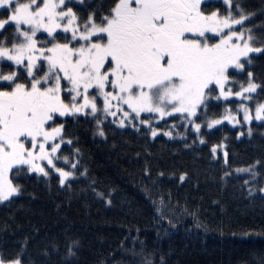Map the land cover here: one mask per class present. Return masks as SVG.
<instances>
[{
	"label": "snow or ice",
	"instance_id": "snow-or-ice-1",
	"mask_svg": "<svg viewBox=\"0 0 264 264\" xmlns=\"http://www.w3.org/2000/svg\"><path fill=\"white\" fill-rule=\"evenodd\" d=\"M241 3L223 0L222 14L209 0H0V206L34 198L29 181L57 192H90L112 205L114 190H97L94 179L74 191L88 169L69 124L88 125L101 143L134 130L146 139H179L185 149L205 145L202 129L225 122L237 138L252 137L254 121L264 127V75L255 77L251 70L252 54L264 55V22L246 26L254 14H246ZM224 147L212 143L209 153L216 159L221 150L227 165ZM234 171L250 173L255 181L264 176V159ZM143 173L153 185L164 176H153L147 160ZM230 174L224 168L220 180ZM143 191L155 206L156 222L166 220L174 229L179 218L174 222L165 213H174L171 192L153 199L149 187ZM257 191L264 199V185L247 187L249 196ZM181 213L208 230L195 210L181 206ZM69 231L63 230L62 250L59 238L38 250L44 257L39 264H86L78 256L80 239ZM28 240L15 256H0V264H36L24 258ZM139 243L132 255L140 256V264H154L144 253L145 242ZM159 264H169L164 254Z\"/></svg>",
	"mask_w": 264,
	"mask_h": 264
},
{
	"label": "trees",
	"instance_id": "trees-1",
	"mask_svg": "<svg viewBox=\"0 0 264 264\" xmlns=\"http://www.w3.org/2000/svg\"><path fill=\"white\" fill-rule=\"evenodd\" d=\"M209 6L220 11L227 7ZM241 7L246 14H254L246 26L264 22V0H242ZM260 30L254 29L257 33ZM252 56L254 76L264 75V55ZM222 108L223 105L219 110ZM252 126V137L239 138L227 122L212 130L202 129L207 131V143L185 149L179 139H146L134 130L116 132L107 143H101L92 136L88 125L69 124V133H75L80 140L83 163L88 169V177L81 178L79 185L74 184V191L84 188L89 178L94 179L97 190H114L112 205H105L90 192H57L55 187L49 190L29 181L28 190L35 193L34 198L25 196L12 207L0 206V228L8 225L0 231V256H15L21 242L29 237L24 258L31 257L39 264L44 257L38 250L53 238H59L62 250L63 230L69 229V234L78 237L83 245L78 256L86 264H96L101 259L105 264H140V256H133L130 251L133 247L139 251V241L145 242L144 253L154 264H159L161 254L169 264H257L264 258V199L258 191L249 196L247 187L264 185V176L258 175L252 181L250 173L234 171L264 159V127L255 121ZM221 142L228 152L227 165L220 158L221 150L218 149L216 159L209 153L212 143ZM146 160L153 176L164 172L155 185L144 177ZM224 168L231 172L225 177L226 182L220 180ZM184 173L185 180L180 181L179 176ZM245 180L249 181L247 186ZM145 186L153 199L162 192H171L169 206H174V213L167 209L165 213L174 222L179 218L174 229L166 220L156 222L155 206L146 197ZM165 200L167 203V197ZM58 204L61 207L57 208ZM181 206L195 210L208 230L196 228L192 216L181 213ZM34 227L38 233L33 232ZM132 238H136L135 245Z\"/></svg>",
	"mask_w": 264,
	"mask_h": 264
},
{
	"label": "rangeland",
	"instance_id": "rangeland-1",
	"mask_svg": "<svg viewBox=\"0 0 264 264\" xmlns=\"http://www.w3.org/2000/svg\"><path fill=\"white\" fill-rule=\"evenodd\" d=\"M223 3V0H209V5H213L214 6V4L216 5V4H220L221 6L223 5L222 4ZM223 10V9H222ZM225 12V9L223 10V11H221V13L223 14Z\"/></svg>",
	"mask_w": 264,
	"mask_h": 264
}]
</instances>
